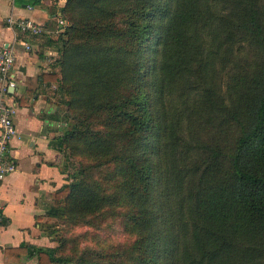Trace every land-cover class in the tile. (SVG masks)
Returning a JSON list of instances; mask_svg holds the SVG:
<instances>
[{
    "label": "trees",
    "instance_id": "1",
    "mask_svg": "<svg viewBox=\"0 0 264 264\" xmlns=\"http://www.w3.org/2000/svg\"><path fill=\"white\" fill-rule=\"evenodd\" d=\"M61 17L49 38L66 104L60 141L66 159L90 161L47 215L86 222L125 205L127 264H264V0H65ZM243 42L258 49L251 69L233 53ZM103 165L112 191L95 176ZM56 221L58 244L21 243L17 258L120 264L61 253Z\"/></svg>",
    "mask_w": 264,
    "mask_h": 264
},
{
    "label": "crops",
    "instance_id": "2",
    "mask_svg": "<svg viewBox=\"0 0 264 264\" xmlns=\"http://www.w3.org/2000/svg\"><path fill=\"white\" fill-rule=\"evenodd\" d=\"M65 0H39L34 4L0 0V47L11 45L15 53L13 74L16 85L9 87L7 101L16 106V133L9 143L16 169L0 182V200L4 205L0 226V263L37 264V254L19 253L21 243L52 246L49 233L53 218L47 210L57 188L68 181L69 171L64 143V110L60 97V76L56 43L49 38ZM30 17L44 25L39 35L21 33L8 24V16ZM63 18V17H61ZM66 20V19H65ZM67 25V24H66ZM29 45L26 48L23 42Z\"/></svg>",
    "mask_w": 264,
    "mask_h": 264
},
{
    "label": "rangeland",
    "instance_id": "3",
    "mask_svg": "<svg viewBox=\"0 0 264 264\" xmlns=\"http://www.w3.org/2000/svg\"><path fill=\"white\" fill-rule=\"evenodd\" d=\"M68 23V22H67ZM238 44L233 51L235 58L242 62L247 63V68L251 69L253 63L258 58V49L255 45L248 42L241 44L240 50H237ZM229 68H225L219 74L221 89L225 93V87L228 83ZM65 96L62 94L60 97V103L64 112L66 111V104L63 102ZM89 162L90 160L83 156L67 157V169L68 171L74 170L80 162ZM96 171V172H95ZM95 176L102 178L104 187L112 191L110 186L112 184L109 175L108 181L105 180V172H108V166L103 165L96 169ZM121 208H107L98 214L89 217L88 221H77L75 223H63L62 221H56L54 218L52 221H56V227H58V233L54 234L57 239V235H60L65 239V244L59 249L61 253L74 254L75 250L89 249L92 255L102 260L103 262H117L120 264H127L128 260V248L134 235L125 229L124 220ZM59 241L54 239V245Z\"/></svg>",
    "mask_w": 264,
    "mask_h": 264
},
{
    "label": "built area",
    "instance_id": "4",
    "mask_svg": "<svg viewBox=\"0 0 264 264\" xmlns=\"http://www.w3.org/2000/svg\"><path fill=\"white\" fill-rule=\"evenodd\" d=\"M8 24L14 25L21 33L26 35H39L46 31L43 24L30 17L8 16ZM54 32L60 33L67 24V20L57 17ZM26 48L29 47L26 41L23 42ZM15 61L14 49L11 45L0 47V182L17 167L14 157L11 155L9 143L16 133L14 113L16 106L13 102L7 101L9 87L16 85L13 74ZM4 205L0 200V226L3 222ZM1 264V263H0Z\"/></svg>",
    "mask_w": 264,
    "mask_h": 264
}]
</instances>
